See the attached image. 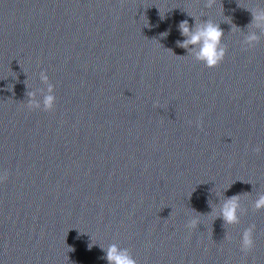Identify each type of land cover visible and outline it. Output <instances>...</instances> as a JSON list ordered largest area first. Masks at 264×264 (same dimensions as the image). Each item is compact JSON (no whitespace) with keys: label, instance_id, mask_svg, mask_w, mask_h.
I'll use <instances>...</instances> for the list:
<instances>
[{"label":"water","instance_id":"obj_1","mask_svg":"<svg viewBox=\"0 0 264 264\" xmlns=\"http://www.w3.org/2000/svg\"><path fill=\"white\" fill-rule=\"evenodd\" d=\"M204 4L0 0V264H107L112 243L137 264H264V35L242 45L264 0ZM188 14L224 30L218 67L177 46ZM41 71L51 112L28 107ZM234 195L247 212L224 226Z\"/></svg>","mask_w":264,"mask_h":264},{"label":"clouds","instance_id":"obj_2","mask_svg":"<svg viewBox=\"0 0 264 264\" xmlns=\"http://www.w3.org/2000/svg\"><path fill=\"white\" fill-rule=\"evenodd\" d=\"M217 0H205L204 7L212 8L216 4ZM239 6V4H238ZM251 13V21L246 28L255 29L245 34L242 45L244 50L254 48L259 42L261 35H264V7L255 6L252 8H244ZM189 15V14H188ZM195 21L193 26H189L188 20H183L179 23L178 29L184 39L176 41L178 47L185 49L187 55H190L195 61L203 63L207 68L218 67L224 60L227 47L223 44L224 30L220 27V23H215L211 19L200 21L197 23L196 17L189 15ZM231 21V18H229ZM228 23V22H227ZM231 25V31L237 29L236 25ZM242 31V30H241ZM162 36H166L167 33H162ZM39 78L47 86L46 93L42 90L43 100L42 102L36 99V91L28 93V107L30 110L41 109L46 112L54 111L56 105V96L54 94V85L50 83L49 77L45 71L39 73ZM157 106L158 105H154ZM193 122L188 121L191 125ZM197 127H202V120L196 122ZM254 152L259 153L262 151L260 146L252 149ZM8 179V172L4 171L0 174V183L5 182ZM254 211L264 210V192H260L257 198L252 203ZM213 211H215L213 209ZM247 209L242 208L240 203V195H234L225 198L224 202L219 208L218 218H222L224 226L235 225L240 222V215L245 214ZM199 225L198 219H190L186 227L191 230ZM255 225H251L244 229L241 240L240 250L247 254L254 247L253 233ZM92 244L89 245L91 249ZM101 247V246H100ZM105 256L102 257L107 261V264H137V260L133 257L128 248H122L117 243L109 244L107 247H101Z\"/></svg>","mask_w":264,"mask_h":264}]
</instances>
